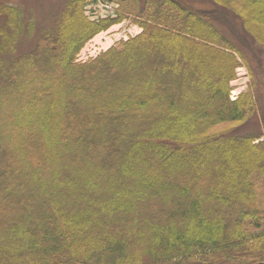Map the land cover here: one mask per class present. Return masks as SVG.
I'll use <instances>...</instances> for the list:
<instances>
[{
  "label": "trees",
  "instance_id": "1",
  "mask_svg": "<svg viewBox=\"0 0 264 264\" xmlns=\"http://www.w3.org/2000/svg\"><path fill=\"white\" fill-rule=\"evenodd\" d=\"M22 1L0 0L1 48L32 33ZM87 1L0 77V264L264 263V141L235 134L257 104L229 98L243 47L264 53V0H154L78 64L115 22Z\"/></svg>",
  "mask_w": 264,
  "mask_h": 264
},
{
  "label": "rangeland",
  "instance_id": "2",
  "mask_svg": "<svg viewBox=\"0 0 264 264\" xmlns=\"http://www.w3.org/2000/svg\"><path fill=\"white\" fill-rule=\"evenodd\" d=\"M67 0H26L16 4H10L12 6H16L21 9L23 12V25L21 26L22 31H26L28 28V24L33 26L32 33L27 36H22L17 39L14 43L12 49L5 44L3 47H0V77L4 76L6 70L8 69L9 64L16 58L20 57L26 52H29L33 49L35 45V40L37 37L44 31L54 30L56 29L57 22L60 19V14L62 12L63 6ZM187 3H190L198 8H205L207 5L204 3V0H184ZM206 1V0H205ZM151 2H155L154 0H97L87 1L83 7V14L85 18L90 22H100L101 20H106L104 18L100 19V16H112V20L115 21L113 25L108 27L105 30L98 32L95 36L89 39L84 45L83 49L88 45L92 44L91 41L99 36L102 33H108V37L113 41V47H119L123 42H126L131 38L130 35L138 36V33L142 32V28L139 24H137V20L140 19L141 11L146 10L147 13L151 11V8L148 6L151 5ZM107 3L106 5H111V9L101 8L102 11L97 9V13H95V6L97 4ZM160 3V2H159ZM119 5L122 6L123 14L126 15V18L119 19L118 12L120 11ZM118 11V12H117ZM103 14H102V13ZM110 19V17H108ZM0 24H3V18H0ZM27 27V28H26ZM126 31V33H125ZM225 33L226 31L223 30ZM124 34H126V38H124ZM135 36V37H136ZM104 43V42H102ZM103 48H105V44H102ZM80 49L76 56L83 50ZM102 49L100 50L103 52ZM243 51L248 58V68L243 64L235 69V79L230 83V100H235L239 94L246 93L251 91L256 100V112L251 115L245 125L235 130L236 135L246 136L253 135L256 139L255 143L259 141H264V53L257 50V52L252 50V47L247 49L243 47ZM104 53V52H103ZM100 54L95 55L93 59L98 57ZM76 56L74 59V63L76 60ZM92 59V60H93ZM247 62V59H246ZM80 64V63H78ZM215 131H223L225 129H230L228 125H221L214 128ZM185 150L184 148H180ZM240 156V161L243 162V159ZM256 183L258 187V193L264 194V178H256ZM260 202L264 204V196L260 198Z\"/></svg>",
  "mask_w": 264,
  "mask_h": 264
},
{
  "label": "built area",
  "instance_id": "3",
  "mask_svg": "<svg viewBox=\"0 0 264 264\" xmlns=\"http://www.w3.org/2000/svg\"><path fill=\"white\" fill-rule=\"evenodd\" d=\"M101 8H104V9H111L112 8V6L111 5H106L105 3H101V4H97V6H95V13H97V9L98 10H100V11H102L101 10ZM102 13V12H101ZM103 14V13H102ZM107 17H111V18H113L112 16H107V15H105V16H100V19H102V18H107ZM126 33V32H125ZM126 34H128V35H130L129 34V31H128V33H126ZM126 34H124V38H126ZM101 35V37L99 38V36L97 37V38H94L92 41H91V43L92 44H90V45H88L87 47H85L78 55H77V59H76V61L77 62H85V61H87L89 58H92V57H94L95 55H97V54H99L100 53V50H101V48L102 49H104L103 47H101L102 46V44H105V45H108V46H110V45H112V43H113V41L108 37V35H109V32L108 33H102V34H100ZM132 36V35H131ZM102 42H104V43H102Z\"/></svg>",
  "mask_w": 264,
  "mask_h": 264
},
{
  "label": "water",
  "instance_id": "4",
  "mask_svg": "<svg viewBox=\"0 0 264 264\" xmlns=\"http://www.w3.org/2000/svg\"><path fill=\"white\" fill-rule=\"evenodd\" d=\"M258 264H264V263H258Z\"/></svg>",
  "mask_w": 264,
  "mask_h": 264
}]
</instances>
